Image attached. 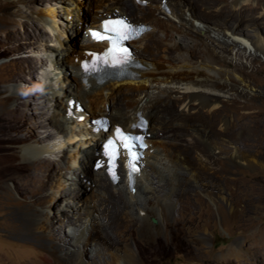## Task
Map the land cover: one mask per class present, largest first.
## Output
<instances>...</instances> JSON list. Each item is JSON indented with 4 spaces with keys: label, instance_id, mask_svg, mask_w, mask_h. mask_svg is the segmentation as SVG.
Segmentation results:
<instances>
[{
    "label": "rangeland",
    "instance_id": "obj_1",
    "mask_svg": "<svg viewBox=\"0 0 264 264\" xmlns=\"http://www.w3.org/2000/svg\"><path fill=\"white\" fill-rule=\"evenodd\" d=\"M86 1L88 4L82 5L81 14L85 18L82 20L80 16L82 22L74 23L77 34L69 43L73 57H65L60 55L59 48L55 50L54 37L59 35L60 40L67 43L69 36L53 32L48 27L47 17H52L49 11H54L60 24L70 29L68 25L72 23L66 18L69 6H63L59 0H0V264H64L62 258L69 255L77 258L83 251L78 234L85 233L86 229L89 231L93 221L87 227L89 215L83 212L86 209L81 214L74 211L87 203L89 211L96 206L97 213V226L93 224L91 229L93 244L84 254L87 264H110V253H115L122 264H127L121 256L127 245L135 254L136 264H264V167H252L238 159L239 156L264 157V58L259 52L254 57H245V80L243 84L236 83V88L244 91L225 98L224 113L220 116L224 117V122H216L205 110L190 114L188 120L182 122L186 131L170 146L177 156L183 155V160L188 153V164L177 163L174 169L166 168L163 154L157 156L155 152L154 158L147 163L152 175L148 181L145 176L140 178L139 184L148 192L140 194L139 201L148 212L145 218L155 227L154 234L148 235L150 238H145L132 222L140 215L137 205L127 207L126 193L112 185L109 179L106 178L107 185L104 186V181L100 184L96 180L95 165L77 175L82 182L81 199L72 201V190L62 192L64 188H58L57 179H67L66 170L72 172V158L78 157L74 151L93 142L99 144L103 138L86 122L71 118L74 127L64 125L62 117L66 115L68 101L57 103L45 78L47 72H58L60 75L50 80L52 87L60 78L63 88L68 89L67 95L71 92L69 89L74 88V84H70L71 62L73 58L78 62L77 56L82 57L79 48L87 43V23L95 20L100 23L114 12L105 14L100 0H96L98 7L95 0ZM146 1L147 4L141 6L146 10H150L153 3H160L159 0ZM170 1L179 5L189 21L197 26L205 24L211 31L219 24H234L237 35L246 32L264 40L263 0L256 1L260 3L258 7L244 6L246 12L231 11L233 0H212L217 6L204 10L193 0ZM217 7L225 8L226 12L218 14ZM239 17L246 20H238ZM133 19L143 20L138 13ZM199 30L203 34L206 31ZM154 34L152 40L159 35ZM185 43L186 47L164 51L157 61L140 57L152 63L150 70L158 62L170 69L205 70L211 57L193 48L194 41ZM140 47L145 50V44ZM48 48L56 51V56L65 57L61 71L55 70L50 66L53 63L46 60ZM218 59L224 58L212 59L214 67L212 71L207 70L208 73L217 75V70H232L219 65ZM52 76L55 75L52 73ZM42 87H46V93ZM87 109L99 110L95 106ZM94 114L98 115L89 116ZM186 135L197 136L198 144L205 148L204 153L187 143ZM86 138L96 140L90 143ZM200 153L211 160V169L203 167ZM80 156L82 164H88L85 156ZM63 166L65 172L61 170ZM165 175L167 178H162ZM98 195L118 198L115 203L109 201L113 204H105L101 210L102 198ZM106 206L117 212L110 221L106 214L111 212ZM105 218L108 219L106 223ZM106 224H109L107 239L96 236L98 229L102 230L100 235L105 236ZM202 235L206 238L202 239ZM52 250L58 253L61 261L49 257Z\"/></svg>",
    "mask_w": 264,
    "mask_h": 264
},
{
    "label": "bare ground",
    "instance_id": "obj_2",
    "mask_svg": "<svg viewBox=\"0 0 264 264\" xmlns=\"http://www.w3.org/2000/svg\"><path fill=\"white\" fill-rule=\"evenodd\" d=\"M59 1L63 3L62 4L63 6L66 7L69 6L70 8L67 10L68 14L66 15V16L71 15L73 19V21L72 19L70 21V23L72 24L68 25L70 26V29H66L64 28V26H62V24H60L57 15L52 10L49 11L50 13H52V17H47L48 27H50V29L53 32H56L61 35L63 33L69 36L68 42L63 43L60 40V36L55 34L54 37L55 38L54 40L56 42L55 50L56 49L58 50L59 48L61 51L60 54L61 56L66 55L65 57L67 56L73 57L72 51L69 47V43L72 42L74 35L77 34L75 31L76 27L74 26L75 25L74 23L77 21H79V23L81 22L80 16H82V20H84L85 18L84 14L81 15L82 12L84 11V6L82 9V5L87 6L88 1L86 0H83L81 2H78L76 0H59ZM159 1L161 4L153 3L151 5L150 10H146L143 9V7H141L145 5L138 4L136 0H100V6L102 7V9H104L105 14H108L110 11L113 12V11L122 10L127 15L134 17L137 16L138 13L139 17L141 18L140 20L143 19L140 22L150 24L152 27V29L146 32L138 41L129 44L132 52L135 53V57L139 59L140 63L143 64L144 67V68L136 69L137 74L134 77L108 80L104 83H97L96 81L91 80L90 84H88L83 82L82 80L80 63L75 62V58H73L71 62L72 64L70 71H73L74 73L72 72L71 74L70 84L71 83H72L71 85L74 84V88L69 89L71 90V92L67 95L66 92H68V89L66 90L65 88H63L64 85H61V82L59 81L60 78L56 80V83L55 85L53 84V87H52V83L50 82V80H54V77H58L60 73L59 75H57L58 72H52L55 75L52 76V73L50 71L47 72V74L45 75L46 81L48 82L46 86L47 87L51 86L50 88L51 91L49 89L48 90L53 95V98L56 99L57 103L60 101H66V100L69 101L71 97H75L76 101L80 103V107L82 108V110L87 114L91 115L92 113H98V115L100 116L106 115L107 117H110L113 126L110 128L109 131H105L104 134L101 135L103 137L107 135H111L113 133V127L116 124L130 125L133 121L137 119V113L139 111H141L142 115L146 116L149 119V126H150L149 129L153 134L150 139L152 144L151 146L152 150L149 149L148 151H146V159H145L146 166L143 169H141V172L138 175V177H136V181L132 187L129 185V183H127L128 180L126 178L121 179L119 183L115 185L109 179V177L105 173V170L103 169L96 170L98 177L96 180H98L100 184L101 182L104 181L105 182L104 186L107 185L106 178L109 179L112 185L116 186L117 189H120L121 191L126 193L125 196H127L128 198V202H126L127 207L132 206L134 208V206L137 205V208L139 210L138 212L140 215L139 217L135 218L136 219L135 221L132 220V222L135 225V227H138L140 231L143 232L145 238H150L148 235L154 234L153 229L155 227L154 225H152L149 219L148 220L146 219L147 216L145 214H147L148 212L146 211V208H144V204L139 201L140 194H144L145 192H148L145 190V188L144 189L142 188V185L139 184V181L142 176H145V180L151 177L152 173L149 172L147 163L154 158L153 157L154 152L155 155L157 156L158 154H163V156L161 157L165 160L164 165L166 168L170 166L169 167L170 169L172 167L174 169L175 167L174 165H177V163L181 164L182 166L188 164L190 155L186 153V155L184 156L187 159L184 157L183 160L181 158V156L183 155L180 153V155L177 156L176 153L172 152L173 150L172 147L170 146L172 141L181 138L180 135L182 134V132L186 131V128L183 127L182 122H186L190 114L192 115V113L200 112L202 110H205L207 113L211 114L216 122L219 120L221 121V123L224 122L225 121L224 117H221L222 118L221 119L220 116L221 113L224 111L222 109L223 107L222 103L226 101L225 98L227 97V99H229L228 97L232 96L231 94L238 95L244 91V89L243 90L237 89L236 86L238 84L237 81L240 84H243L242 82L245 80V77L243 76L244 73L246 74L245 57L246 56L254 57L256 56V54L258 55L259 52L262 58H264V40L260 39V37L257 36L256 34L241 32L239 35H237L234 32L235 31L234 24L228 25L224 23L219 24V27L216 30L210 31L207 29L205 24L197 26V24L191 23L186 13L181 9L179 5L177 7L175 2L169 0L170 4L168 5L170 6L169 7L170 11L168 12L163 7V3L161 2V0ZM256 1L257 0H233L230 9L231 11L234 12H246L247 8H244V6L248 7L249 5H254V6L257 5L256 7H258L260 3ZM192 2H194L201 10H204L207 7L217 6V3L214 4L215 0L214 2H212V0H193ZM94 3L96 4V7H98V3L96 2V0ZM263 3L264 2H261V4ZM109 4L111 5L110 8L108 6ZM138 9L142 11H138ZM215 10L218 12V14L226 12V9L223 7H217ZM78 11L79 13H77ZM238 20L242 21L246 19L243 17H239ZM96 23L98 22L95 20L91 24L93 25ZM137 23L139 22L137 21ZM60 25L62 27L61 30L59 29ZM199 29L201 30L206 29V31L203 34ZM154 33H158L159 35L152 40V35H155ZM189 40L195 42L193 48H195L196 50L199 49L206 56H209V58L211 57L212 59H215L218 56L223 57L224 59L221 60L218 59L220 61L218 62V60H216V62L221 66H229L232 70H228V68L220 69L216 71L217 75H211V73L207 72V70L212 71L214 67L212 65L211 58L209 60L211 61L210 63L209 62L208 64L204 63L205 65H207L205 67L206 68L205 70H201L202 69L201 68L198 70L188 72L179 69H170L167 68V66L164 65L162 61H161L162 63L158 62V64H156L154 68L152 67L153 69L151 68L152 70H150L149 68L152 66V63H150L149 60L140 57V56L151 57L157 61V59L159 58L158 56L162 55L164 51L171 52L175 50L178 46L179 48L180 46L186 47L188 44L186 45L185 42ZM85 44L87 46L85 45L79 48L80 55L82 56L84 55L85 49L98 48L100 46V44H94L89 42V39ZM142 44H145L144 51H142L140 47V45ZM197 45H200V48ZM46 51H47L46 60L53 63L50 66L56 64V67L54 66L55 70L56 68H58V70L61 71L60 67L64 62L63 60L65 57L62 59L61 56L60 57L56 56V51L50 48H48ZM136 55H138V57ZM82 58H80V60ZM232 61L235 63L231 64ZM235 89H237V92H233V90ZM42 90L45 91L46 93V87H42ZM174 92H178L179 94L176 96L174 95ZM176 104H178V106H176ZM112 105L114 106L113 109H112ZM67 106H68V102H67ZM88 106H90V108L95 106L99 110L96 112L88 111L87 109ZM228 106L230 107L231 105ZM115 109L118 111H116ZM98 115L94 114L93 118H96ZM62 121L64 122V125L67 126L68 128L74 127L71 118H67L66 115L65 117L64 116L62 117ZM65 122H68L70 124L66 125ZM170 128H172L171 132L169 131ZM83 133L84 131L81 133V135H84ZM94 133L98 134L97 135L98 137H101L100 133L98 132H94ZM96 138H92V139L86 138V139L88 140V142H90L91 140H96ZM186 139H187V143H190L194 147L198 148L200 151L202 150L204 153L205 148L202 145L198 144L199 139L197 136L186 135ZM93 143L86 145V147H82L81 150L79 151L78 150L74 151L78 157L72 158L73 165H70L72 172H69L68 170L64 169L63 166L61 170L64 172L65 170L67 171V179L62 177L57 179L56 184L58 185V188H64L62 189V192L72 190L73 195L70 196L72 201L82 198L80 197L81 193L83 192L82 182L81 179L77 177L78 173L86 172L89 166L93 167L96 163V159H97L96 152L99 151L100 143L99 144L96 143L93 144ZM203 153H200L201 164H203L204 168L211 169V160ZM80 155L85 156L84 160L87 161L88 164L86 165L82 164ZM238 159L241 162L252 167H264V157L239 156ZM192 168L193 166L191 165V169ZM176 173L177 172H175L173 176H176ZM165 177L167 178V175H165L162 178ZM68 179H70L71 181H69ZM75 187L77 188L75 189ZM98 196L102 198L100 203V209L103 208L105 204H109V206L113 204V203L110 204L111 201L115 203V201L118 198V196H113V195L110 198H108V196H103V195H98ZM152 203L150 202L151 205H154ZM88 205L89 203H87V205L84 206L83 208L76 210L74 212L78 214L85 212L86 214H88L89 216L87 217H89L88 218L89 221L87 223L88 224L87 227H89L91 223L90 221H93L92 226L94 224L95 227L97 226L96 225L97 213L95 210L96 206L93 209H91V211H89L90 208L87 207ZM83 209H86V211H83ZM105 209L108 211L109 208L106 206ZM109 210L111 214L107 213L108 215L106 214V217H110L109 218L110 221L112 217L117 215V212H115V210L113 212L112 208H110ZM93 214L95 215L93 216ZM144 215L146 216V218ZM104 222L105 223L108 222V219L105 218ZM92 226L88 228L89 231L86 229L85 233L83 232L81 235L78 234L77 238L79 239V243H81V248H83L82 253L77 258H75L74 255L71 256L69 255L67 258H62L63 260L62 262H64V264H72L75 263V261L76 264H87L86 261H84L85 258L84 254L88 252L89 247L93 244L91 240ZM108 226L109 224H106L104 226L103 228L104 233H106V229L108 228ZM100 232L102 233V230L100 231L98 229L96 236L105 237V239H107L108 233H106L105 236H102L100 235ZM203 238H206V235H202V239ZM49 254H50L49 257L61 261L60 256H57L58 253L56 251L52 250L51 253L49 252ZM110 254L112 255L110 256V264H122L120 258H118V256L115 253H110ZM121 256L127 264H136L135 254L130 249V246L127 245L124 248V254H122ZM56 260L54 261L55 263Z\"/></svg>",
    "mask_w": 264,
    "mask_h": 264
},
{
    "label": "snow or ice",
    "instance_id": "obj_3",
    "mask_svg": "<svg viewBox=\"0 0 264 264\" xmlns=\"http://www.w3.org/2000/svg\"><path fill=\"white\" fill-rule=\"evenodd\" d=\"M110 23H112V24H116V25H122L123 26V28L124 29H128L130 26H128V25H124L123 24V22L122 21H115V22H111V21H107V22H105V29H106V31H108V30H111V31H114V32H117V37H113V38H109V39H113V41H114V48L113 49H109L108 51L109 52H112V51H120V52H123V53H125V55L127 54V49H119V48H116L115 47V44H116V42L118 41V40H124V39H128L129 38V33H127V32H121L120 31V29L119 28H112V29H109L108 28V24H110ZM93 36L94 37H97V38H99V39H105L106 37H103V36H100L98 33H96V32H93ZM114 63H120V61L119 60H114ZM117 133L119 134L120 133V130L119 129H117ZM126 139V138H125ZM113 141H109L108 142V145H106V147H108V146H110V145H113ZM124 147H126V148H129L130 147V145L129 144H127V143H125L124 144Z\"/></svg>",
    "mask_w": 264,
    "mask_h": 264
},
{
    "label": "water",
    "instance_id": "obj_4",
    "mask_svg": "<svg viewBox=\"0 0 264 264\" xmlns=\"http://www.w3.org/2000/svg\"><path fill=\"white\" fill-rule=\"evenodd\" d=\"M161 2H162L163 4H170V1H169V0H161Z\"/></svg>",
    "mask_w": 264,
    "mask_h": 264
},
{
    "label": "clouds",
    "instance_id": "obj_5",
    "mask_svg": "<svg viewBox=\"0 0 264 264\" xmlns=\"http://www.w3.org/2000/svg\"><path fill=\"white\" fill-rule=\"evenodd\" d=\"M166 5H167V4H166ZM106 18H107V17H106ZM106 18H105V19H106ZM81 22H82V21H81ZM81 22H80V23H81ZM87 24H88V25H91V23H90V22H89V23H87Z\"/></svg>",
    "mask_w": 264,
    "mask_h": 264
},
{
    "label": "trees",
    "instance_id": "obj_6",
    "mask_svg": "<svg viewBox=\"0 0 264 264\" xmlns=\"http://www.w3.org/2000/svg\"><path fill=\"white\" fill-rule=\"evenodd\" d=\"M167 6L170 7L168 4H167ZM87 17H88V20H89L90 16L88 15Z\"/></svg>",
    "mask_w": 264,
    "mask_h": 264
}]
</instances>
